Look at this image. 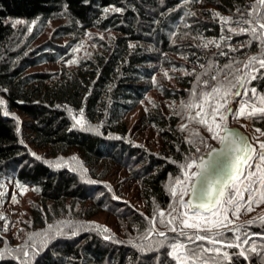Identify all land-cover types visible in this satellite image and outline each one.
<instances>
[{
	"label": "trees",
	"instance_id": "trees-1",
	"mask_svg": "<svg viewBox=\"0 0 264 264\" xmlns=\"http://www.w3.org/2000/svg\"><path fill=\"white\" fill-rule=\"evenodd\" d=\"M254 2L0 0V100L5 101L0 106V179L37 188V202L19 244L0 233V264L25 259L30 264H175L167 254L170 249L158 246L163 238L148 235V229L153 214L167 212L173 203L168 186L181 175L178 165L207 149L206 129L188 121L181 102L189 99L195 74L210 63L223 66L259 53V41L248 43L250 33L228 30L246 27L235 23L241 19L237 8L247 19ZM113 7L122 11L112 12ZM213 13L232 22L223 24ZM16 19L26 23H12ZM87 34L96 48L78 55L73 49ZM212 40L220 47L203 46ZM72 59L78 63H68ZM57 62L55 68L47 65ZM193 70V75H185ZM248 87L264 94V78ZM145 100L139 124L156 131L161 141L157 149L137 141L126 123L127 114ZM81 109L82 119L96 131L73 128L72 116L80 119ZM248 120L264 128L261 116ZM194 131L200 132L203 143L192 136ZM190 139H195L194 145ZM58 158L67 164L56 168L45 163ZM114 168L125 172L124 181L137 183L143 207L124 199L121 187H113L108 174ZM99 211L115 217L117 231L94 219ZM246 221L236 225L251 234L257 251L245 252L248 259L233 256L224 264L264 263V226ZM155 223L158 231L175 235ZM104 227L109 231L103 232ZM56 230L63 234L44 244L43 233L52 236ZM105 235L112 239L105 240ZM197 243L212 247L207 241ZM225 250L231 256L241 249ZM23 251L29 252L28 258Z\"/></svg>",
	"mask_w": 264,
	"mask_h": 264
},
{
	"label": "snow or ice",
	"instance_id": "snow-or-ice-1",
	"mask_svg": "<svg viewBox=\"0 0 264 264\" xmlns=\"http://www.w3.org/2000/svg\"><path fill=\"white\" fill-rule=\"evenodd\" d=\"M250 7L251 11L247 12V19H244L245 13L237 8L241 19L236 20L235 23L246 25V27H240L238 31L231 28L228 30L235 35L250 33L252 40L248 43L251 45L252 41H259V53L249 56L247 61L233 59L223 66L210 63L207 68H204L201 65L204 71L195 74L196 82L192 85L189 99L181 102L188 121L203 126L210 133V138L220 143L221 148H212L209 151L208 155L213 158L208 162L200 159L197 163L196 157H185V161L178 165L181 175L175 177L168 186L173 203L169 204L167 212L161 210L158 216L154 213L149 221L148 235L155 233L163 238L158 242V246L170 249L167 254L172 261H175V264H208V261H211V264H224L233 256L248 259L245 252L257 251L250 239L251 234L243 229V225H236L235 219H238L241 212L253 211V205L258 206L264 203V141L257 140L258 148L254 147L249 142V138L230 129L227 125L229 116L234 119H251L257 115L264 118V94H259L255 87H248L252 81L264 78V72H261V69H264V0H255ZM104 11L107 13L109 9L105 8ZM111 11L120 12L122 9L113 7ZM213 15L219 17L223 24L232 22L231 17H223L219 13H213ZM12 23L26 22L16 19ZM220 39L223 40L225 37L221 36ZM209 44L220 47L215 40L207 41L203 46L208 47ZM79 50V46L73 49V51ZM219 55H227V53L220 52ZM68 63H78V60L72 59ZM193 74L194 70L185 72V75ZM164 75L167 76L168 73L165 72ZM202 77L207 78L202 79ZM238 99L240 106L234 110L230 105ZM256 102L261 106L257 107ZM4 105L5 101L0 100V106ZM69 112L71 113V109ZM3 115L5 117L9 115L6 107ZM79 115L80 119L72 116L73 128L96 131L82 119V109ZM180 127L181 130H185L187 125L182 124ZM256 132L264 136V132L260 129L257 128ZM192 136L199 137L200 142H204L199 131H194ZM20 142L23 143V141ZM188 143L194 145L195 139H190ZM196 151L199 152V148ZM32 155L37 160L41 159L35 153ZM70 159L75 161L76 157ZM45 163L60 168L67 164V161L58 158L56 161H45ZM193 168L196 170L192 171ZM76 170V167L71 168V171ZM197 184H199L198 189ZM17 186L21 187L19 184ZM186 195L189 196L188 200L184 199ZM13 202H16L15 196H13ZM0 219L3 217L0 216ZM157 220L167 228L168 232L175 235L169 237L166 232L158 231L155 223ZM245 223L249 225L260 223L264 226V215L254 217ZM52 229L53 226L49 225L48 230L52 231ZM108 231L106 227L103 228V232ZM226 233H232L233 236L227 237ZM62 234V231L56 230L52 236H49L48 231H45L43 235L46 239L43 243L47 244L49 239ZM76 234L72 232L73 236ZM144 238L147 239V236ZM104 239L109 240L112 237L105 235ZM198 241H207L212 247H205L203 243H197ZM250 243L252 247H242ZM232 248L241 250L230 256L225 249ZM210 252L216 255L206 256ZM0 255H3V252H0ZM8 255H11L10 251ZM22 256L28 258L29 252L23 251ZM21 264H30V262L25 259Z\"/></svg>",
	"mask_w": 264,
	"mask_h": 264
},
{
	"label": "rangeland",
	"instance_id": "rangeland-1",
	"mask_svg": "<svg viewBox=\"0 0 264 264\" xmlns=\"http://www.w3.org/2000/svg\"><path fill=\"white\" fill-rule=\"evenodd\" d=\"M92 34V32H91ZM102 34V33H100ZM44 37H47V32L43 34ZM89 34H87L81 42L75 47H80L78 55H83L89 50L92 51L96 48V45L93 41H89ZM82 45V46H81ZM55 65L47 64L49 67L55 68L59 66V62L54 63ZM155 94L154 91H150L148 93L149 96L153 97ZM148 103V100L141 102L136 108L131 110L126 116L127 127L134 134L137 141L148 144L152 146L154 149H157L161 145L160 138L156 131L151 128H142L140 127V117L145 112V107ZM234 103V110L238 109L240 106L239 99ZM256 106L260 107L258 102H256ZM194 114V113H193ZM234 124H239L244 127L248 131H252L253 140L256 142L257 140L264 141L263 139L258 138L255 130L251 129V127L247 123V118L240 119H231ZM218 141L212 140L210 138V133L206 131L205 144L207 147L212 144L217 143ZM114 168L108 174V179L112 182L114 188H122L123 189V197L127 201L133 203L137 207H143V200L139 195L137 189V183L134 181H124L125 172L123 170H116ZM195 171V168L192 169ZM122 182V183H120ZM18 184L15 182H11L9 180L0 179V216L3 219H0V226L2 227V235L4 237H9L10 240L14 241V244H19V241L25 231V222L29 218V211L32 206H34L37 202V188L33 185L19 184L21 187L17 186ZM23 189V191H22ZM35 189V190H34ZM13 196H15L16 202H13ZM179 197V194L178 196ZM247 198V197H245ZM264 215V203L260 205H253V211L251 212H241L238 219H235V224L240 223L254 217H258ZM96 220H99L105 225L109 226L114 231L118 230L116 225L115 217L109 212L99 211L95 216ZM264 264V263H263Z\"/></svg>",
	"mask_w": 264,
	"mask_h": 264
},
{
	"label": "water",
	"instance_id": "water-1",
	"mask_svg": "<svg viewBox=\"0 0 264 264\" xmlns=\"http://www.w3.org/2000/svg\"><path fill=\"white\" fill-rule=\"evenodd\" d=\"M230 107L234 108V105L231 104ZM227 125H228V127H229L230 129L236 130V131H238L240 134H242L243 136L249 138V142H250L251 144H253L254 147H257L256 143L252 141L251 136H250V134H249L247 131H245L240 125L232 124V123H231V116H229V118H228ZM212 148L220 149V148H221V145H220L219 142H217V143L212 144L211 146H209V147L207 148V150H206V151H205V152H204V153H203V154L197 159V163H199L200 159H203L205 162L210 161L213 157H210V156L208 155V153H209V151H210ZM257 148H258V147H257ZM214 155H215V154H213V156H214ZM195 170H196V169H195ZM198 188H199V184H197V189H198ZM190 194H191V192H190ZM188 199H189V196H186V200H188ZM193 199H194V202H195L194 194H193Z\"/></svg>",
	"mask_w": 264,
	"mask_h": 264
},
{
	"label": "flooded vegetation",
	"instance_id": "flooded-vegetation-1",
	"mask_svg": "<svg viewBox=\"0 0 264 264\" xmlns=\"http://www.w3.org/2000/svg\"><path fill=\"white\" fill-rule=\"evenodd\" d=\"M249 110H250V109H249ZM247 123H248V125L251 127V129H253V130L256 131V129L258 128V129H260L262 132H264V128H260V127H258V126H256V125H253V124L251 123V121L248 120V119H247ZM248 132H249L251 138L253 139L254 136H253L252 131H248ZM256 133H257L258 138L264 140V136H261L260 133H258V132H256ZM254 138H255V137H254Z\"/></svg>",
	"mask_w": 264,
	"mask_h": 264
}]
</instances>
